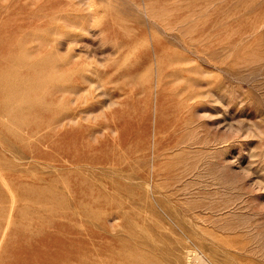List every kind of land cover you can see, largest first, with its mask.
<instances>
[{"label": "rangeland", "instance_id": "rangeland-1", "mask_svg": "<svg viewBox=\"0 0 264 264\" xmlns=\"http://www.w3.org/2000/svg\"><path fill=\"white\" fill-rule=\"evenodd\" d=\"M0 264H264V0H0Z\"/></svg>", "mask_w": 264, "mask_h": 264}, {"label": "bare ground", "instance_id": "bare-ground-1", "mask_svg": "<svg viewBox=\"0 0 264 264\" xmlns=\"http://www.w3.org/2000/svg\"><path fill=\"white\" fill-rule=\"evenodd\" d=\"M45 31H46V30H45ZM50 56H51V55H50ZM50 56H49V57H50ZM52 56H53V55H52ZM16 57H17V59H18V56H16ZM49 57H47V58H49ZM21 58H23V57H21ZM55 58H56V57H55ZM23 59H24V58H23ZM51 59H52V57H51ZM19 60H21V59H19ZM19 60H17V61H19ZM49 60H50V58H49ZM52 60H53V59H52ZM11 61H12V60H11ZM15 61H16V58H15ZM24 61H25V59H24ZM43 61H44V60H43ZM43 61H42V62H43ZM50 62H51V61H50ZM60 62H61V61H60ZM23 63H24V62H23ZM34 63H35V62H34ZM12 64H14V63H12ZM24 64H25V63H24ZM28 64H29V63H28ZM43 64H44V63H43ZM62 64H64V63H62ZM32 65H33V64H32ZM32 65H31V66H32ZM41 65H42V64H41ZM49 65H51V64H49ZM59 65H61V63H60V64L58 63V66H59ZM29 66H30V65H29ZM29 66H28V68H29ZM9 67H10V65H9ZM32 67H33V66H32ZM43 67H44V65H43ZM43 67H42V69H43ZM51 67H52V69L55 70V68H54L55 66H54V65H52ZM51 67L48 68V71H49V69H51ZM26 68H27V67H26ZM33 68H34V67H33ZM45 69H46V68H45ZM57 69H58V68H56V71H57ZM35 70H36V68H35ZM35 70H34V71H35ZM46 70H47V69H46ZM28 71H29V70H28ZM32 72H33V71H32ZM35 72H38V71L36 70ZM44 72H45V73H44ZM50 72H51V71H50ZM7 73H8V72H7ZM7 73H6V76H7ZM38 73L41 74V75H43V74H42V71H41L40 69H39V72H38ZM43 73H44V75H45V74H46V71L43 70ZM2 74H3V72H2ZM18 74H19V73H18ZM24 74H25V73H24ZM30 74H31V72H30ZM48 74H50V73L48 72ZM48 74H47V75H48ZM83 74H84V73H83ZM19 75H20V74H19ZM33 75H34V74H33ZM37 75H38V74H37ZM85 75H86V74H85ZM17 76H18V75H17ZM35 76H36V75H35ZM38 76H39V75H38ZM50 76H51V75H49V79H50ZM83 76H84V75H83ZM11 77H12V76H11ZM27 77H29V75H28ZM36 77H37V76H36ZM36 77H35V78H36ZM44 77H46V76H44ZM55 77H56V76H55ZM86 77H87V76H86ZM12 78H13V77H12ZM37 78H38V77H37ZM41 78H43V77H41ZM41 78H40V79H41ZM52 78H53V77H52ZM89 78H92V77L90 76ZM5 79H6V78H5ZM7 79H8V78H7ZM29 79H30V82L34 81V80L31 81V77H30ZM46 79H48V78H46ZM82 79H84V78H82ZM11 80H12V79H11ZM41 80H42V79H41ZM53 80H54V79H53ZM55 80H56V78H55ZM87 80H88V79H87ZM8 81H9V80H8ZM8 81H5V82H8ZM46 81H47V80H46ZM49 81H51V80H49ZM1 82H2V81H1ZM37 82H38V81H37ZM88 82H89V80H88ZM42 83H43V82H42ZM51 83H53V82H51ZM6 85H7V83H6ZM31 85H32V84H31ZM33 85H34V84H33ZM36 85H37V84H36ZM36 85H35V86H36ZM39 85H40L39 88H41V90L45 89L44 92H42V93H43V96H40L41 98H42V97H43V98L46 97V96L48 95L47 93H48V91H49L50 89H53V88H54V89H55V90L53 89L54 92H58V91L61 90V89L59 90V87H53V88H52V87H50V86H49V87H43V85H42V86H41V84H39ZM58 85H59V84H58ZM11 86H12V85H11ZM29 86H30V84H29ZM44 86H45V85H44ZM47 86H48V85H47ZM53 86H54V85H53ZM59 86H60V85H59ZM90 86H91V85H90ZM92 86H93V85H92ZM6 87H7V86H6ZM3 88H4V87H3ZM12 88H13V87H12ZM12 88H11V90H12ZM28 89H29V88H28ZM31 89H32V88H31V86H30V91H34V90H35V88H34V90H31ZM4 90H5V89H4ZM4 90H3V91H4ZM14 90H15V88H14ZM25 90H26V89H25ZM38 90H40V89H38ZM38 90H37V91H38ZM65 90H66V89H65ZM37 91H36V93H37ZM62 91H63V90H62ZM7 92H8V91H7ZM17 92H18V91H17ZM26 92H27V91H26ZM38 92H39V91H38ZM40 92H41V91H40ZM20 93H21V92H20ZM23 93H24V92H23ZM36 93H35V94H36ZM8 94H9V93H8ZM15 94H16V93H15ZM58 94H59V93H58ZM17 95H18V94H17ZM17 95H16V96H17ZM39 95H40V94H39ZM11 96H13V95H11ZM11 96H10V97H11ZM22 96H24V94H23ZM37 96H38V95H37ZM8 97H9V96H8ZM26 97H27V96H26ZM29 97H30V96H29ZM40 97H39V98H40ZM27 98H28V97H27ZM41 98H40V99H41ZM36 99L38 100V98H36ZM40 99H39V100H40ZM44 99L46 100V98H44ZM32 100H33V99H32ZM45 100H42V99H41V101H43L44 104H43V103H40V106H41V117H42V118L44 117V113H46V112H49V111H50L51 113H53V112H54L55 114L57 113V106H54V107L51 106V107H50V106H48V105L45 103ZM53 100H54V99H53ZM16 101H17V100H16ZM20 101H21V100H20ZM26 101H27V100H26ZM17 102H18V101H17ZM35 102H36V101H35ZM39 102H40V101H39ZM22 103H23V102H22ZM36 103H37V102H36ZM36 103H35V104H36ZM47 103H48V102H47ZM30 104H31V103H30ZM32 104H33V103H32ZM18 106H19V105H18ZM37 106H39V105H37ZM34 108H35V107H34ZM38 111H39V110H38ZM54 117H55V118L53 119V121H54V123H57V122H58V114H57L56 116H54ZM44 122H45V121H42L41 123L39 122V124L37 123V124H35V125H31V126L29 127V130H30L31 132H33V131L36 130V128H37V130L40 129V128L42 127V125H43ZM52 124H53V123H52ZM48 128H49V127H48ZM48 128H47V129H48ZM37 133H38V132H37ZM37 133H36V134H37ZM52 133H53V132H52ZM56 134H57V133H56ZM39 137H40V136H39ZM33 154H34V153H33ZM35 157H36V156H35Z\"/></svg>", "mask_w": 264, "mask_h": 264}]
</instances>
